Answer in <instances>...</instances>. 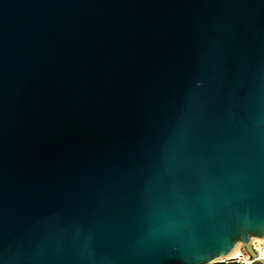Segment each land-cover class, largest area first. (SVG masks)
I'll list each match as a JSON object with an SVG mask.
<instances>
[{
	"label": "water",
	"instance_id": "water-1",
	"mask_svg": "<svg viewBox=\"0 0 264 264\" xmlns=\"http://www.w3.org/2000/svg\"><path fill=\"white\" fill-rule=\"evenodd\" d=\"M264 238V0H0V264H209Z\"/></svg>",
	"mask_w": 264,
	"mask_h": 264
},
{
	"label": "built area",
	"instance_id": "built-area-1",
	"mask_svg": "<svg viewBox=\"0 0 264 264\" xmlns=\"http://www.w3.org/2000/svg\"><path fill=\"white\" fill-rule=\"evenodd\" d=\"M249 245L252 254L240 243L234 254L226 255L209 264H264V238H250Z\"/></svg>",
	"mask_w": 264,
	"mask_h": 264
},
{
	"label": "bare ground",
	"instance_id": "bare-ground-1",
	"mask_svg": "<svg viewBox=\"0 0 264 264\" xmlns=\"http://www.w3.org/2000/svg\"><path fill=\"white\" fill-rule=\"evenodd\" d=\"M253 239H254V237H253ZM258 239H261V238H258ZM239 244H240V243H237V244L234 246V248L231 250V252H229V254H228L227 256H230V255L234 254V252H235L236 249L238 248Z\"/></svg>",
	"mask_w": 264,
	"mask_h": 264
}]
</instances>
